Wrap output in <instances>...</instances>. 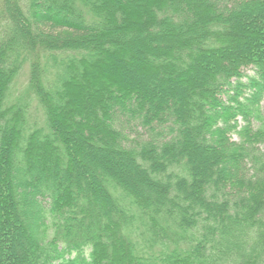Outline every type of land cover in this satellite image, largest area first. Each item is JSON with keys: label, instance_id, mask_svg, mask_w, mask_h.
<instances>
[{"label": "trees", "instance_id": "trees-1", "mask_svg": "<svg viewBox=\"0 0 264 264\" xmlns=\"http://www.w3.org/2000/svg\"><path fill=\"white\" fill-rule=\"evenodd\" d=\"M0 264H264V0H0Z\"/></svg>", "mask_w": 264, "mask_h": 264}, {"label": "rangeland", "instance_id": "rangeland-1", "mask_svg": "<svg viewBox=\"0 0 264 264\" xmlns=\"http://www.w3.org/2000/svg\"><path fill=\"white\" fill-rule=\"evenodd\" d=\"M25 76H26V71L23 73V75L20 77V82L18 83L19 85L21 84V82H25L24 80H25ZM130 172V171H129Z\"/></svg>", "mask_w": 264, "mask_h": 264}]
</instances>
